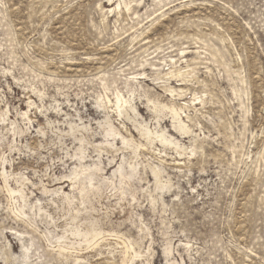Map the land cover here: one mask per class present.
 Wrapping results in <instances>:
<instances>
[{"label":"rangeland","instance_id":"1","mask_svg":"<svg viewBox=\"0 0 264 264\" xmlns=\"http://www.w3.org/2000/svg\"><path fill=\"white\" fill-rule=\"evenodd\" d=\"M0 264H264V0H0Z\"/></svg>","mask_w":264,"mask_h":264},{"label":"bare ground","instance_id":"2","mask_svg":"<svg viewBox=\"0 0 264 264\" xmlns=\"http://www.w3.org/2000/svg\"><path fill=\"white\" fill-rule=\"evenodd\" d=\"M115 104H116V107L118 108V109H121V107H122V105H124V104H127V101H125L124 99H122V97L121 96H116V98H115ZM131 109H133V108H131ZM122 111V110H121ZM120 114H121V112H120Z\"/></svg>","mask_w":264,"mask_h":264}]
</instances>
